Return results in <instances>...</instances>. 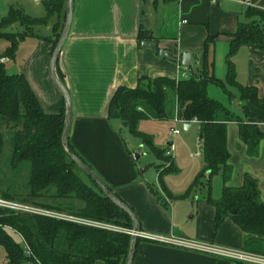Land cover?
<instances>
[{"label":"crops","instance_id":"1","mask_svg":"<svg viewBox=\"0 0 264 264\" xmlns=\"http://www.w3.org/2000/svg\"><path fill=\"white\" fill-rule=\"evenodd\" d=\"M249 7L264 9V0H72L71 25L54 73L71 99L69 141L112 192L132 209L140 230L211 242L222 248H240L264 256V237L243 232L228 217L215 228V209L206 202L205 195L201 198L198 191L192 190L187 197L178 198L204 167L203 157L176 187L170 183V174L163 173L162 186L159 173L167 166L162 164L164 161L158 164L155 174L149 172V166L142 170V165L132 159L133 148L122 133L126 126L119 119L107 117L108 102L117 87H135L141 76L165 75L179 79L191 75L190 70L179 62L160 59L153 48L143 44V41L151 40L157 48L171 50L174 56L198 51L195 55L198 69H205L226 84L228 94L224 92L229 103L219 102L245 122L257 124L264 132V108L242 99L239 88L226 83V56L232 34L239 23L248 21L246 10ZM35 14L27 16L45 17V4L44 12ZM60 18L61 14H54L45 23L25 26L16 22L5 28L24 32L26 36L19 43L15 58H5L2 62L7 69L16 66L17 73L24 74L47 113L66 108L65 98L51 74L53 45L46 39L53 37L54 24ZM141 31L150 38L139 39ZM231 61L236 84L254 87L257 97L264 100V48L258 44L241 46ZM211 84L207 85L206 92ZM168 103L173 107L172 117L184 127V121L175 117L171 94ZM189 123L184 129L191 128L192 124L199 127L197 121ZM226 135L231 172L225 184L240 186L244 175L249 174L257 180L260 198L264 201V138L251 153L239 137L237 122H227ZM168 157L173 166L172 155ZM213 176L220 177L223 187L222 173ZM203 178L205 181L206 176ZM44 198L52 200L38 201L67 211H76L72 205L82 206L78 200L81 204H71L72 199L49 195L37 199ZM4 261L5 257L1 263ZM96 264L104 263L97 261ZM132 264H228V261L223 257L141 239Z\"/></svg>","mask_w":264,"mask_h":264},{"label":"trees","instance_id":"2","mask_svg":"<svg viewBox=\"0 0 264 264\" xmlns=\"http://www.w3.org/2000/svg\"><path fill=\"white\" fill-rule=\"evenodd\" d=\"M64 1L66 0H47L44 3L46 15L42 18H31L22 10L9 7L8 13L0 19V38L9 43L0 53V58L13 60L19 43L26 36L24 32L6 31L5 28L16 22L25 26L45 23L52 15L61 13ZM246 17L248 21L239 23L232 34L226 56V83L236 85L242 99L264 108V100L257 97L254 87L238 86L235 82L231 57L237 49L252 44L264 48V9L249 7ZM58 26L59 20L54 24L53 37L46 38L52 42L53 49L62 31L58 30ZM138 36L139 39H145L144 36L150 38V35L142 31ZM199 70L200 76L192 73L189 77L179 79L165 75L141 76L135 87H117L108 102L107 117L119 119L131 134L140 137L151 149L161 154L163 150H157L151 144L149 136L138 131L136 125L140 119H165L168 96L171 94L174 97L175 117L185 122L194 120L199 124L198 137L205 163L192 184L178 198L187 197L193 188L203 184L201 178L206 176L203 184L206 186L204 198L215 209V228L228 217L243 232L264 237V201L260 198L257 180L245 174L240 186L225 184L231 172V166L227 162V122H237L239 137L248 145L251 153L256 151L259 141L264 138V132L257 124L245 122L221 102L209 97L206 92L209 83L220 86L228 94L226 84L209 75L205 69ZM65 111L66 108L63 107L57 113L45 112L24 74L19 72L9 75L5 64L0 61V124L16 129L11 160L13 167L22 161L29 167L27 196L18 200L54 210L63 209L35 198L49 195L78 200L82 206L76 211H68L75 216L133 227L131 217L107 198L90 176L84 172L93 185L85 182L76 172L75 168H80L61 142ZM67 142L71 150L88 165L73 148L69 138ZM172 169L170 162L160 171L159 178L166 170ZM218 172L222 173L224 185L220 197L214 199L211 196V178ZM108 188L112 191L109 186ZM0 196L17 200L8 192ZM115 196L119 198L116 194ZM233 209L235 211L231 213ZM28 220L33 225H27ZM16 233L20 234L28 246V254L24 243L22 245L14 239L13 234ZM130 237L124 232L0 208V245L5 249V261L1 264H96L97 261L104 264H125ZM139 240L141 239L137 238V243Z\"/></svg>","mask_w":264,"mask_h":264},{"label":"rangeland","instance_id":"3","mask_svg":"<svg viewBox=\"0 0 264 264\" xmlns=\"http://www.w3.org/2000/svg\"><path fill=\"white\" fill-rule=\"evenodd\" d=\"M44 2L45 0H0V19L6 15L8 6H12L22 10L25 15H29L31 13H36L38 15L42 11L44 12ZM61 15L62 18L59 20L58 30H62L64 23H65V13H66V1L63 2L62 5ZM6 31H15L12 28L6 29ZM62 32V31H61ZM145 39L146 36H144ZM8 41L0 38V53L4 51V49L8 46ZM3 58H0L2 62ZM208 95L212 98L222 101V103H229L228 96L224 92V90L215 84H211L208 88ZM173 107L167 101L166 105V112L167 117L165 119H140L136 125V129L138 131L144 132L150 138L151 144L156 147L157 150H163L161 154H158L157 151L151 149L148 144L142 141V139L138 136H135L129 132L127 127L122 128L123 135L128 139V143L133 148L132 154L138 153V157L136 158L135 162L140 163L143 167L149 166L151 173L156 172L158 168V164L162 163L163 165H169L171 162L167 160L169 158L167 155L164 154L165 147L168 146V142L172 141L174 143V149L171 152L172 158L174 159V165L172 166V170H166L164 174L170 176L171 180L170 183L174 187L180 184V180L187 176L195 166L199 165L202 159V148L197 143L199 136V127L197 124H192L191 128L184 129L183 125L180 124L177 120H174L172 117ZM177 129L178 133H174L173 130ZM15 128H11L9 125L4 123L0 124V133H1V141H0V194H4L8 192L9 194L15 196L17 200L12 199L14 201L23 202L18 200V198H25L27 196V184L29 179V167L25 161H22L18 164V166L13 167L11 160L13 157V150H14V137H15ZM16 155V154H15ZM171 158V157H170ZM177 169V170H176ZM76 172L81 176V178L87 182L88 184H92L91 180L88 176L78 168H75ZM168 177V176H167ZM169 179V178H168ZM159 182L163 184V178H159ZM201 182L204 184V178H201ZM197 185L193 188V191L200 193L201 198L202 195L206 194V186ZM211 193L212 197H220L222 191V181L220 177L213 176L212 177V184H211ZM43 202H51L52 199L44 198V199H37ZM68 201V200H66ZM71 204L78 203L77 200H70ZM27 204H33L31 202H26ZM74 210L78 209V206L72 205ZM62 211L66 214H71L67 210H58ZM8 213V212H7ZM73 215V214H71ZM79 217V216H77ZM83 218V217H80ZM91 221H98L93 219L84 218ZM104 224H108L107 227L117 228L123 231L117 232H124L129 234L127 231L132 229V227H125L119 223L114 222H105L99 221ZM27 225L31 226L32 221L28 220ZM105 229V228H104ZM130 235V234H129ZM14 239L22 243V237L20 234L16 233L13 234ZM22 240V241H21ZM25 244V242H23ZM211 243V242H210ZM24 246V245H23ZM233 249H240V248H233ZM5 257V249L2 245H0V263L4 260Z\"/></svg>","mask_w":264,"mask_h":264},{"label":"water","instance_id":"4","mask_svg":"<svg viewBox=\"0 0 264 264\" xmlns=\"http://www.w3.org/2000/svg\"><path fill=\"white\" fill-rule=\"evenodd\" d=\"M72 20V0H66V16H65V23L62 29V32L60 34V37L52 51L51 59H50V67H51V74L53 79L55 80V83L61 93L63 94L65 101H66V111H65V118H64V124L61 134V142L63 147L66 149V151L71 156L73 162L83 171L85 172L90 178L97 184L99 189L103 192V194L109 198L115 205L120 207L122 210H124L132 219L133 223V231H137L139 229L137 218L135 217L132 209L125 204L123 201H121L119 198L115 196V194L108 188V186L103 182V180L93 171V169L87 165L80 157L77 156L75 152L71 150V148L68 146V131H69V123L71 118V99L69 96V93L65 86L61 83L60 80H58L54 73V67L55 63L58 59L59 53L63 47V44L67 38V35L69 33V28L71 25ZM143 44L146 46H149L153 48L155 52H157V56L160 59H168L173 62H179L184 68H187L190 70V72L193 75L200 76L201 71L198 69L197 64L195 63V55L198 53V51H192V52H182L180 56H174L171 54V50L166 48H157V44L154 41L151 40H145L143 41ZM7 73L9 75L17 74V68L16 66H11L7 69ZM184 128H186L187 125H189V122H184ZM23 153V151H22ZM138 153L132 154V159L136 160L138 157ZM142 170L144 168H141ZM141 170V171H142ZM234 209L231 211V213H234ZM136 243H137V237L135 233H133L130 237V247L128 251V255L126 258L125 264H132L135 250H136Z\"/></svg>","mask_w":264,"mask_h":264},{"label":"built area","instance_id":"5","mask_svg":"<svg viewBox=\"0 0 264 264\" xmlns=\"http://www.w3.org/2000/svg\"><path fill=\"white\" fill-rule=\"evenodd\" d=\"M3 60H5V58H3L2 61ZM173 132L178 133V130L174 129ZM173 149H174V143L171 142L170 144H168V146L165 147L164 154L167 156H171L172 155L171 152L173 151ZM0 208L12 210L15 212H26V213L45 215L57 219L67 220L85 225H91V226L105 228L114 231H123L117 228L107 227L108 224H104L99 221L87 220L84 218L77 217L75 215L66 214L62 211L43 208L33 204H27L25 202L14 201L12 199H7L2 196H0ZM127 232L130 234V236L133 233H135L137 238L148 240L151 242L171 244L190 250L223 257L228 261V264H264L263 255L250 254L240 249H228V248H222L220 246H216L212 243L199 242L184 238L166 237L152 232L143 231L140 229H138L135 232L133 231V229H130ZM24 247H25V252L28 254L30 252L28 246L24 244Z\"/></svg>","mask_w":264,"mask_h":264}]
</instances>
